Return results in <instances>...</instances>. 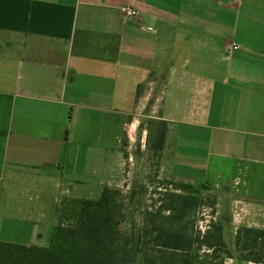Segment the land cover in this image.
<instances>
[{"label":"crops","instance_id":"obj_1","mask_svg":"<svg viewBox=\"0 0 264 264\" xmlns=\"http://www.w3.org/2000/svg\"><path fill=\"white\" fill-rule=\"evenodd\" d=\"M150 156L212 197L227 247L264 229V0H0V240L48 246L62 201L105 186L130 208Z\"/></svg>","mask_w":264,"mask_h":264},{"label":"trees","instance_id":"obj_2","mask_svg":"<svg viewBox=\"0 0 264 264\" xmlns=\"http://www.w3.org/2000/svg\"><path fill=\"white\" fill-rule=\"evenodd\" d=\"M140 92L141 87L138 97ZM153 122L149 121L154 130L150 149L159 155L168 126L159 120L152 128ZM169 185L174 188L158 189L150 206L136 205L131 213L140 217L130 219L117 187L105 186L97 199L67 198L63 201L70 203L71 221L63 220L60 205L48 246L0 240V264H224L232 254L222 224L210 219L201 227L205 219L198 214L206 203L201 186L184 181ZM135 194L133 190L132 205ZM236 243L242 259L264 264V229L242 226Z\"/></svg>","mask_w":264,"mask_h":264},{"label":"rangeland","instance_id":"obj_3","mask_svg":"<svg viewBox=\"0 0 264 264\" xmlns=\"http://www.w3.org/2000/svg\"><path fill=\"white\" fill-rule=\"evenodd\" d=\"M147 119V118H145ZM147 122V121H146ZM153 124V125H152ZM152 128H154L155 124L152 123ZM147 127L149 128L150 126V123H146ZM154 138V130L153 129H150L149 128V131L146 132V136H145V142H146V145L147 147L146 148H150L151 146V141L153 140ZM139 139H142V138H139ZM137 158L138 160H140V158L142 156H144L145 154L142 153L141 151V144H137ZM152 153L149 152V155H151ZM136 161V160H135ZM137 162V161H136ZM156 161L154 159L151 158L150 156V165H151V169L149 170V174L147 176H138L137 179H136V185L134 187V191H135V195H134V200H133V205L129 208L127 207V216L128 218L130 219L131 217H134L135 215L137 217H140L139 215L137 214H133L131 213L132 210L135 209V206L140 204L141 208H146L147 206H150L151 203L153 202L154 199H156L158 197V193L157 191H159L158 189H165L166 187L168 189H173L174 186L172 185H169V183L172 181V178H167L165 176H161V177H158V173L155 172V169H154V165H155ZM202 193V192H201ZM124 195V200L126 205H128V196L126 195L125 196V193H123ZM212 197H206V204H210V202L212 201ZM139 206V207H140ZM70 207V203L68 201H62V204H61V209H62V213H61V216L63 217V220L67 223H69L71 220L69 219L71 217V215L69 214L68 212V208ZM66 209V210H65ZM140 209V208H139ZM210 211V209H209ZM207 214V213H206ZM210 214V212H209ZM207 214L205 216V214H198L199 218H208V215ZM200 218V219H201ZM69 219V220H68ZM122 230H125V225L123 224L122 226ZM51 241V240H50ZM50 241H48V245L50 244ZM236 243L235 240H228L227 241V244H228V247L231 248L232 245L234 246V244ZM243 264V263H242ZM245 264V263H244Z\"/></svg>","mask_w":264,"mask_h":264},{"label":"built area","instance_id":"obj_4","mask_svg":"<svg viewBox=\"0 0 264 264\" xmlns=\"http://www.w3.org/2000/svg\"><path fill=\"white\" fill-rule=\"evenodd\" d=\"M121 11L126 17H137L140 14L139 10L135 9L130 4L123 5L121 7ZM239 47L240 46L235 42H230L227 44V50L229 52H233L237 50ZM201 227L204 228L205 226L201 225Z\"/></svg>","mask_w":264,"mask_h":264}]
</instances>
